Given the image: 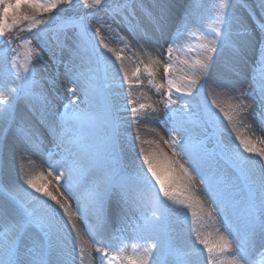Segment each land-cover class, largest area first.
Masks as SVG:
<instances>
[{"label":"snow or ice","instance_id":"6c2138e0","mask_svg":"<svg viewBox=\"0 0 264 264\" xmlns=\"http://www.w3.org/2000/svg\"><path fill=\"white\" fill-rule=\"evenodd\" d=\"M101 6L102 0H91L94 11L84 17L76 11V0H0V38L22 21L33 20L36 14H52L47 20H34L28 28L38 50L29 48L22 65L17 63L15 40L4 41L6 91L0 90V264H77V248L79 264H85L86 254L91 261L93 249L97 253L96 264H116L117 260L119 264H251V250L264 246V165H258L253 158L264 159V150L256 149L250 139L240 135L236 136L239 147L227 141L226 128L217 113L207 104L193 105V101L219 65L212 86L233 102L228 111L215 100L213 105L223 112L233 129L238 118L250 117L257 107L264 119V83L259 101L253 97L249 102L250 94L239 87L250 50L257 53L256 66L264 73V22L250 32L237 14L241 8L251 9L248 0L242 4L220 0L215 13L219 23L197 61L203 78L188 80L185 86L167 80L162 125L167 139L156 134L171 149L169 156L159 145L157 149L143 147L149 141L142 138L140 128L157 120L153 115L156 109L150 104L129 109L131 100L121 103L123 96L118 89L123 66L115 71L114 61L101 49L111 53L115 62L122 60L121 54L114 52L103 38L97 43L100 27L93 33L84 23ZM138 6H143V0H112L110 6H104L105 17H120L127 33L136 39L142 27L135 14ZM256 7L264 13V0H259ZM24 9H30L31 14ZM173 11L171 0H157L143 38L163 41L171 48L173 42H178L177 33L190 31V24H200L193 16L191 0H185L178 19ZM71 16H80L75 25L78 31L70 30V21L63 19ZM97 23L103 24V20ZM234 26L240 31L234 32ZM237 36L243 39L237 40ZM50 65L56 66L55 75L38 70L47 71ZM61 65L63 73L59 71ZM170 67L164 66L166 77ZM21 68L27 75H21ZM148 74L151 76L152 72ZM61 75L72 97L63 106L64 111L57 109L53 95ZM128 80L124 72L123 83ZM173 88L181 94L175 99ZM21 101L23 111L18 110ZM76 101H80V107ZM177 104L181 107H172ZM134 126L135 137L131 133ZM48 144L56 149L47 157L48 175L55 179L57 191L64 188L76 200L75 213H69L66 200L62 202L46 185L37 183L39 177L23 179L28 189L39 194L33 195L8 167L9 160L25 159L27 152H41ZM240 149L252 155L245 156ZM55 155L59 158L53 159ZM161 162L171 174L168 181L162 179ZM197 179L199 190L211 202L207 217L221 220L215 233L204 236L196 228L189 231L187 226L190 214L194 224L205 227L203 211L193 210ZM74 216L86 231L91 229L87 233L90 244L85 245ZM129 232L134 242L131 254L126 255ZM242 233L245 239L241 238ZM226 254L225 262L222 257Z\"/></svg>","mask_w":264,"mask_h":264},{"label":"rangeland","instance_id":"374dc122","mask_svg":"<svg viewBox=\"0 0 264 264\" xmlns=\"http://www.w3.org/2000/svg\"><path fill=\"white\" fill-rule=\"evenodd\" d=\"M14 2V0H13ZM174 4L173 15L175 19H178L182 8L184 6L185 0H171ZM237 4H242L244 0H231ZM259 0H248V3L252 6L249 10L240 9L238 15L247 25L249 31L251 32L257 28L261 22H264V13H262L256 5ZM157 3V0H143V6H138L135 10L136 19L142 23L140 31L136 34V39H133L130 34L127 33L126 26L120 23V17L108 16L105 17V7L112 4V0H102V6L100 11L90 19L85 20L86 27L93 33H95L98 27L101 28V34L97 37V43L100 42V39L103 38L104 42L111 47L114 52L120 53L122 60L120 62H115V57L111 53L106 55L112 58L114 61L113 69L119 71L121 64L123 66V72H120L121 87L118 91L122 94L123 99L121 103H127L129 100L132 103L129 105L131 107H139L140 104L152 105V108L156 109V112L153 113L157 120L152 124H146L141 126L140 133L144 140L149 141L147 144H143V147L148 149H162L165 153L171 156V149L164 145L160 140L156 132H159L160 135H164L167 139V135L163 131V117L165 111V101H166V92L168 89L167 80L172 79L175 84L185 86L186 81L188 80H197L202 79L201 72L199 70L197 61L202 58V53L204 51L203 45L208 39L211 38L210 33L215 31V27L218 25V20L215 15L216 11L219 8L220 0H191L193 7V16L196 19L200 20V24L197 26L189 25L190 31L188 32H179L177 33L178 42H173L171 48L167 43L163 41L157 42L156 40L147 41L143 38L145 28L150 26L149 13L152 11L154 5ZM91 0H88V3L85 4L84 0H76V11L80 13V16L87 17L89 13H92L94 9L90 7ZM254 9V11L252 10ZM11 11V10H10ZM23 11L31 14L30 9H24ZM52 14H36L33 17V20L22 21L15 28L0 38V90L6 91L5 82L3 78V67L5 64V48L4 41L9 39L15 40V47L17 49L18 58L17 63L23 64L25 62V55L27 54L29 48L38 50L37 41L33 35L28 31L30 25L34 20H47L48 16ZM80 16H71L63 17L65 21H70L69 29L72 31H78V28L75 27L76 24L80 21ZM97 20H103V24H98ZM59 23V21H58ZM234 32L240 31L236 26L233 28ZM48 36H51V32L47 33ZM17 37L21 39H17ZM237 40L243 39V36H237ZM139 40V43H137ZM45 59L47 60V53L44 54ZM257 53L255 50H250L247 57V65L244 69V75L242 77V82L239 85L240 88L245 90L250 94L249 102L253 97L257 101L260 100V89L262 83H264V73H262L258 66H256ZM8 64L11 63V55L7 57ZM169 64L171 67L167 77L165 76L164 66ZM147 68V70H146ZM43 74L52 76L56 73V66L50 65L45 71L43 68H38ZM138 70V71H137ZM59 71L63 73V65L60 66ZM152 72V75L149 76L148 72ZM219 71V65L213 70L212 77L205 83L196 99L193 101V105L199 103L201 105L207 104L208 107L212 108L213 111L217 113L220 121L224 124L226 132L224 133L225 139L237 147H239V141L236 139L237 135L241 137L248 138L252 141V144L256 149L264 150V119L260 116L259 108L255 113L246 119L238 118V122L233 126L228 123L224 118L223 112L219 108H216L213 105V100L221 105L225 111L229 110V104L233 101L229 100V97L221 94L222 90L214 88L212 86V81L215 80L217 72ZM124 72H127L129 80L127 83H123ZM134 73L136 75H134ZM21 75L25 76L26 73L23 72L21 68ZM139 81V82H137ZM10 83V81H8ZM157 85H163V87H157ZM68 83L63 75H61L57 81L56 87L53 90V95L56 98L57 104L56 107L59 111H64L63 106L72 100L71 95L68 93ZM79 91V89H77ZM180 93L175 91L173 88L172 97L175 99ZM238 95V94H237ZM15 103V102H14ZM76 105L80 107V101H76ZM174 108H180L181 105H173ZM19 111L24 110L23 101L20 102ZM71 110V106L69 111ZM192 110V109H190ZM151 112L152 109H147ZM129 117L131 112L128 113ZM251 123V127L249 124ZM151 129H156L152 131ZM212 129H209V134H211ZM132 136L137 135V128L134 126L131 129ZM209 147H212V144H209ZM139 151V148L137 149ZM243 153V149H240ZM56 153V149L53 145L48 144L41 152H27L25 159L17 158L16 160H9L8 167L11 170L13 176L18 180V182L23 185V187L29 191L33 192L32 189H28L27 185L23 184V179L31 177H39L37 183L46 185L47 190L52 191L54 195L61 199L62 202L66 200L68 205L69 213H75L76 211V200L69 196L68 192L64 188H60L59 191L56 190L57 185L56 181L52 176L48 175V165L47 157ZM245 156L252 154L243 153ZM59 156H53V159H58ZM257 160L258 165H264V159H261L257 156H253ZM0 167H3V160H0ZM160 171L162 179L168 181L170 179V173L167 170V166L161 162ZM0 180H3V177L0 176ZM63 183V180L61 181ZM240 183H244L243 176L240 177ZM196 190L193 192V210L200 212L201 210L204 213V228H200L198 224L193 223V218L190 214L187 215V226L189 231L192 228H196L201 232V235H207L212 230L215 233L216 228L221 227V220L218 217L213 216L212 218L207 217V212L211 210V202L209 201L207 195L199 190V180L195 181ZM2 194V193H0ZM33 195H39L33 192ZM47 199V198H44ZM199 200V203H196V200ZM49 203H53L49 201ZM195 203L199 206V209H196ZM187 212V209H185ZM61 215H63V210L61 209ZM65 220L68 219L67 216L64 217ZM77 220V223L80 227V232L83 236V241L85 245L90 244V235L87 233L91 232V229L86 231L84 224L80 223L77 217H73ZM69 229L71 225H68ZM221 230H223L221 228ZM212 232V233H213ZM75 237V233H73ZM127 239L125 243L126 255H130L132 251V246L134 242V237L131 232L126 234ZM241 238L245 239L244 234H241ZM124 239V237H121ZM194 239V234H193ZM199 247V245H198ZM77 264H79V248H77ZM207 254H204L206 260ZM97 253L93 249L91 252V261L89 260L88 255L85 256V264H96ZM226 262L228 260L227 254L222 257ZM249 259L251 264H264V246L257 245L250 252ZM116 264H119V261H116Z\"/></svg>","mask_w":264,"mask_h":264},{"label":"bare ground","instance_id":"6f19581e","mask_svg":"<svg viewBox=\"0 0 264 264\" xmlns=\"http://www.w3.org/2000/svg\"><path fill=\"white\" fill-rule=\"evenodd\" d=\"M196 209H199V206L195 203ZM210 232H213L212 230H209ZM214 233V232H213Z\"/></svg>","mask_w":264,"mask_h":264}]
</instances>
